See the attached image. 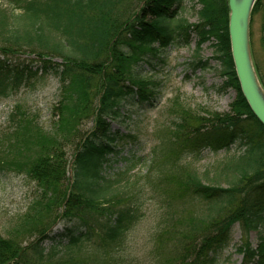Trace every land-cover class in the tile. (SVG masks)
Wrapping results in <instances>:
<instances>
[{
  "label": "trees",
  "instance_id": "obj_1",
  "mask_svg": "<svg viewBox=\"0 0 264 264\" xmlns=\"http://www.w3.org/2000/svg\"><path fill=\"white\" fill-rule=\"evenodd\" d=\"M2 1L7 6L0 4V101L38 75L26 60L14 61L23 52L37 56L43 74L58 76L60 99L50 131L17 105L10 130L0 134L6 148L0 171H21L36 182L19 226L8 236L0 233V264H128L123 249L145 216L146 190L125 192L121 173L104 176L122 137L111 120L121 117L122 106L135 96L141 107L155 96L158 82L142 76V64H151L166 46L189 45L193 36L197 49L216 40L223 84L236 97L229 111L208 115L178 104L169 147L152 161L154 264H220L236 224L246 235L264 226V125L236 74L228 0H198L201 20L195 24L180 16L184 0ZM260 12L264 46V0L257 1L253 18ZM198 65L210 67L203 59ZM87 122L91 126L85 129ZM39 137L40 144L32 143ZM237 142L244 150L225 165L232 172L227 186L205 183L185 159L191 151L229 150ZM66 143L75 146L71 159ZM62 220L73 224L55 232ZM48 238L59 240L61 250L57 245L47 250ZM86 244L85 254L75 253ZM72 247L74 252L63 253ZM237 251L241 264H264V233L256 247L246 236Z\"/></svg>",
  "mask_w": 264,
  "mask_h": 264
},
{
  "label": "rangeland",
  "instance_id": "obj_2",
  "mask_svg": "<svg viewBox=\"0 0 264 264\" xmlns=\"http://www.w3.org/2000/svg\"><path fill=\"white\" fill-rule=\"evenodd\" d=\"M183 11H177L188 23L195 24L201 20L198 0H184ZM0 4L7 6L5 1ZM263 14L260 12L252 19L251 42L253 60L257 65L259 74L264 83V46L262 43ZM216 40L205 42L201 49H197V37H192V42L186 46L169 45L153 56L151 64L143 63L140 67L142 76L149 80H155L156 94L149 104L141 107L137 96L122 106L123 115L116 120H111L112 128L119 131L122 137L116 145V153L109 159L104 169V176L121 173L122 186L125 192L128 189H145V216L129 232L125 243L124 254L128 264H154V234L157 224V205L151 193V187L156 185L152 178L157 176V167L153 168V159L162 156L164 150L169 147L172 120L178 115V104L181 102L192 110L199 111L202 115L230 110L231 103L236 97V91L223 84L226 76L219 71L220 62L215 58L219 52L215 45ZM160 59H164V62ZM200 59L208 61V69L198 65ZM26 60L33 71L38 75L22 86L17 92L10 94L0 101V134L10 130L11 114L19 105L24 111L34 114L40 125L50 131L53 128L55 106L60 99V80L52 72L43 74L42 63L35 54L19 53L14 61ZM55 61H61L56 58ZM85 129L91 126V122L83 124ZM135 136L132 139L128 136ZM32 143L40 144V137ZM37 147V146H33ZM68 159H71L75 146L66 143ZM244 150L239 142L232 145L229 150L214 151L203 148L191 151L187 161L193 162L205 183H216L223 186L229 185L232 180V172L225 167L235 156ZM6 151L5 139L0 140V154ZM13 156L11 153L9 157ZM124 157L131 158L130 161ZM71 171L69 176H71ZM216 181V182H215ZM35 181L24 172L15 170L0 171V233L8 236L21 223V218L27 212L33 196L36 192ZM199 209H203L200 206ZM73 220H62L54 227V231H60L65 225H72ZM54 232V233H55ZM52 233V235L54 234ZM260 233H264V226L250 230L247 235L245 230L236 224L233 230V239L225 250L223 261L220 264H241V254L237 246L248 236L254 247L259 242ZM54 236V235H53ZM59 240L46 239L44 246L47 250L58 245ZM62 244H67L66 241ZM89 250L86 244L76 254L83 255ZM67 251V252H66ZM74 252L73 247L63 250V253Z\"/></svg>",
  "mask_w": 264,
  "mask_h": 264
},
{
  "label": "water",
  "instance_id": "obj_3",
  "mask_svg": "<svg viewBox=\"0 0 264 264\" xmlns=\"http://www.w3.org/2000/svg\"><path fill=\"white\" fill-rule=\"evenodd\" d=\"M257 0H228L231 52L242 93L264 124V86L256 70L250 42V23Z\"/></svg>",
  "mask_w": 264,
  "mask_h": 264
}]
</instances>
